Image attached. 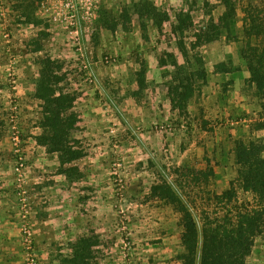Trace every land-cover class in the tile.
<instances>
[{"label":"rangeland","instance_id":"1","mask_svg":"<svg viewBox=\"0 0 264 264\" xmlns=\"http://www.w3.org/2000/svg\"><path fill=\"white\" fill-rule=\"evenodd\" d=\"M232 2L237 40L214 34L223 0H0V264H62L81 239L90 264H182L181 216L153 193L159 184L173 185L200 225L260 207L242 188L234 148L264 145L241 55L253 22L251 42L264 43V0ZM181 12L191 16L183 31ZM169 54L182 70L204 62L184 112L168 95L179 79ZM44 69L75 98L71 144L85 155L71 165L42 139ZM70 166L81 176L67 178ZM228 189L226 206L217 196ZM247 264H264V225Z\"/></svg>","mask_w":264,"mask_h":264},{"label":"trees","instance_id":"2","mask_svg":"<svg viewBox=\"0 0 264 264\" xmlns=\"http://www.w3.org/2000/svg\"><path fill=\"white\" fill-rule=\"evenodd\" d=\"M20 1L24 5L26 2L35 4L41 0ZM223 2L226 9L219 24L213 25L214 34L226 33L230 40H237L234 3L232 0H223ZM190 19L189 14L181 12L177 17V30L183 31ZM248 31L249 42L241 49V55L264 111V43L263 41L251 42V36L260 32L255 22L251 24ZM259 38L256 37V40ZM179 49L184 56L189 55L186 44L182 40L179 43ZM169 59L176 67L179 79L176 82H169L168 95L175 107L184 112L195 93V83L205 80L204 62L198 58L199 69L192 71L188 67L185 70L179 68L174 54H169ZM168 61L163 58L161 65L167 66ZM41 74L36 82L35 96L44 103L46 128L42 139L58 153L62 166L71 165L85 155L82 149L71 144L75 130L73 123L76 118L74 113L68 115V112L75 98L58 92L56 86L61 82V78L52 71L44 69ZM234 154L242 188L260 201L259 208L235 207L234 209L233 206L214 222L205 220L204 224L200 225L191 208L173 185L165 183L153 187V193L171 205L181 216L180 223L183 227L181 240L184 251L179 255V259L182 264H247L254 238L261 232L264 225V145L255 141H239L235 144ZM77 171L76 166L66 168L67 178L80 177L81 174ZM211 175L205 172L202 176L207 179ZM234 197V189H228L218 195L217 199L221 204L225 203L229 206L233 205ZM90 255L88 241L81 239L73 245V254L62 259V264H90L92 258Z\"/></svg>","mask_w":264,"mask_h":264}]
</instances>
